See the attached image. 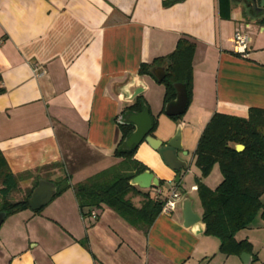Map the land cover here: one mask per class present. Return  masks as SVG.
<instances>
[{"label":"crops","instance_id":"1","mask_svg":"<svg viewBox=\"0 0 264 264\" xmlns=\"http://www.w3.org/2000/svg\"><path fill=\"white\" fill-rule=\"evenodd\" d=\"M163 1L0 0V149L14 174H26L23 189L37 177L75 185L119 163V124L135 93L143 89L149 106L153 95L164 105L165 89L139 75L141 64L169 55L181 38L196 44L189 113L179 122L159 116L153 132L167 142L180 129L187 166L170 169L145 141L135 155L169 186L180 173L177 209L161 213L145 235L104 205L95 218L84 216L70 188L40 214L29 209L5 219L0 264H244L219 253L216 237L185 227L182 205L188 196L202 216L192 189L201 177L194 152L213 114L247 118L251 108H264V26L248 4L257 0ZM246 24L250 41L240 56L233 38ZM213 170L203 182L215 189L222 177L218 165ZM133 202L140 207L142 197ZM236 238L248 239L264 262L261 217Z\"/></svg>","mask_w":264,"mask_h":264},{"label":"trees","instance_id":"2","mask_svg":"<svg viewBox=\"0 0 264 264\" xmlns=\"http://www.w3.org/2000/svg\"><path fill=\"white\" fill-rule=\"evenodd\" d=\"M260 1L248 4L253 8L251 12L256 24L264 26V11L257 12ZM173 2L174 0H165L163 5L166 7ZM195 50V42L181 38L169 55L141 64L139 75H152L156 81L165 85L164 108L176 97V83L186 84L191 100ZM161 66L165 68L166 75L159 81L153 72ZM2 92L4 89H0V94ZM145 109H148L147 101L139 95L122 112L123 121L119 124L121 138L114 150V156L121 160L119 163L75 185L70 184L68 177L55 183L56 196L73 189L84 216L91 215L92 212L97 214L96 210L104 205L130 226L148 235L156 219L163 213L170 186L160 180L159 186L151 192L131 184L132 179L148 171V168L135 158L138 145L130 149L126 146V139L135 129L134 124L127 121V117ZM152 121L153 135L157 121L154 117ZM237 144L244 145L245 149L237 151ZM194 155L195 164L201 171L196 184L205 224L204 233L220 241L219 251L222 254L240 257L247 253L252 256L251 264H264L248 239L236 238L240 231L251 228L258 217L264 220V108H251L247 118L214 113L201 134ZM215 165L219 167L222 181L212 189L203 179L211 174ZM25 176L26 174L16 175L12 172L0 149V212L6 213V218L30 209L28 199L40 177L35 179L22 199H10L13 193L21 192V181ZM173 184L179 188V182ZM136 196L142 197L140 207L133 202ZM41 211L42 209L34 212L39 214Z\"/></svg>","mask_w":264,"mask_h":264},{"label":"water","instance_id":"3","mask_svg":"<svg viewBox=\"0 0 264 264\" xmlns=\"http://www.w3.org/2000/svg\"><path fill=\"white\" fill-rule=\"evenodd\" d=\"M256 1V0H253ZM155 75L161 81L165 75V69L155 70ZM176 97L165 105L164 113L170 117H176L184 114L189 104V95L187 86L184 83H176ZM143 89H139L132 100L140 95ZM127 121L134 124L135 129L132 134L126 139L127 148H132L134 145H139L142 142H147L152 149L158 152L163 162L172 170L180 171L182 167H186L187 163L179 157V152L183 151L181 144V132L177 130L176 134L167 142L154 137L151 133L153 130V121L149 109H145L141 113H133L127 117ZM237 151H243L245 146L237 144ZM180 180V173L177 175L176 182ZM132 185L138 186L141 189H150L159 186L160 180L150 171H145L139 174L131 181ZM57 194V186L52 181L40 179L38 185L34 188L28 203L32 211H38L47 206ZM183 217L184 226L193 230L196 235L205 232V224L202 216L196 213L193 209L192 200L187 196L183 200ZM7 215L0 212V229ZM244 264H251L252 256L247 253L241 255Z\"/></svg>","mask_w":264,"mask_h":264},{"label":"built area","instance_id":"4","mask_svg":"<svg viewBox=\"0 0 264 264\" xmlns=\"http://www.w3.org/2000/svg\"><path fill=\"white\" fill-rule=\"evenodd\" d=\"M249 29L250 25L246 24L242 26L240 29H238L235 32L233 42L235 45V50L239 54H246L248 43L250 41V35H249ZM192 189H197V187H193ZM158 193H161V191H158ZM182 192L180 189L175 186L174 184H171L170 190H169V196L164 204L163 212L165 213H171L174 212L177 209V206L179 202L182 200ZM91 216L93 218L96 217V213L92 212Z\"/></svg>","mask_w":264,"mask_h":264},{"label":"rangeland","instance_id":"5","mask_svg":"<svg viewBox=\"0 0 264 264\" xmlns=\"http://www.w3.org/2000/svg\"><path fill=\"white\" fill-rule=\"evenodd\" d=\"M156 81V80H155ZM161 85V87L163 88V89H165L166 87H165V85L163 84V83H159L158 82V85ZM151 91V90H150ZM151 93H152V95H153V91H151ZM192 95H193V90H192ZM192 99V98H191ZM160 103V105H157V104H159ZM161 103H162V99H160V101L157 99V97L155 96V95H153V102L151 103V109H150V106H149V103H147L148 104V109H149V112H150V115L152 116V117H154L155 119H156V121H157V123L159 122V116L161 117V115H165V113L163 112V108H164V105H163V107H160L161 109H159V106H161ZM158 106V107H157ZM161 111V112H160ZM188 113L189 112H185L184 114H182V115H180V116H176V117H178V118H171V117H169L170 119H172V120H174V121H176V122H179V121H181V120H184L185 119V117H187V115H188ZM209 122V121H208ZM208 122H207V124H208ZM206 124V125H207ZM206 125H205V127H206ZM205 127H204V129H205ZM146 143V142H145ZM213 173H214V170H212V172H211V174L213 175ZM210 174V175H211ZM219 175H221V177H222V174H221V172H220V170H219ZM215 177L213 176L211 179L213 180ZM186 188H188V187H186ZM29 190V187L28 188H25V189H21V192H15V193H13L11 196H10V199L11 200H20V199H22L25 195H26V192ZM186 195H188L187 194V192L185 193ZM58 196H56L55 197V199L57 198ZM196 197V196H195ZM196 199H197V197H196ZM198 203L199 202H197L196 203V205H195V208L196 209H200L201 208V205H198ZM46 207V206H45ZM45 207H43L42 208V211L44 210V208ZM41 211V212H42ZM34 212V211H33ZM40 212V213H41ZM35 213V212H34ZM39 213V214H40ZM206 235V234H205ZM206 236H208V235H206ZM259 249L261 250V257L262 258H264V238H262V240H260V242H259ZM219 251V250H218ZM219 253H221L220 251H219ZM222 254V253H221ZM237 257H239V256H237ZM239 259H240V257H239ZM195 261V260H194ZM194 263V262H193ZM201 264H203L202 262H201ZM212 264H219V262H217V261H215L214 263H212Z\"/></svg>","mask_w":264,"mask_h":264}]
</instances>
